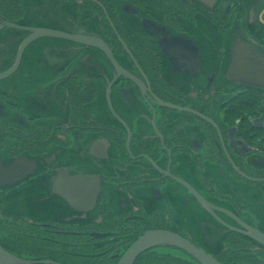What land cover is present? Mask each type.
Wrapping results in <instances>:
<instances>
[{"label": "flooded vegetation", "instance_id": "af4514ba", "mask_svg": "<svg viewBox=\"0 0 264 264\" xmlns=\"http://www.w3.org/2000/svg\"><path fill=\"white\" fill-rule=\"evenodd\" d=\"M0 15L27 26L0 22L4 247L117 264L155 229L264 264L247 233H264V0H0ZM28 26L104 47L44 35L16 64ZM130 264L202 263L157 242Z\"/></svg>", "mask_w": 264, "mask_h": 264}, {"label": "water", "instance_id": "95a60500", "mask_svg": "<svg viewBox=\"0 0 264 264\" xmlns=\"http://www.w3.org/2000/svg\"><path fill=\"white\" fill-rule=\"evenodd\" d=\"M0 22L3 24H12L15 26H22L27 27L24 25H20L18 23L12 22L3 16L0 15ZM31 30L30 34H28L20 43L18 57L16 59V64L19 62L21 53L23 48L37 37H41L44 35H52V36H63L67 38H71L78 41H83L89 44L100 45L104 47V44L97 39H93L86 35L81 34H74L70 32H66L59 29L47 28L43 26H28ZM264 66V60L257 61L254 63V70L256 71L259 67ZM12 68H9L2 73H0V78L8 75ZM262 81H264V75L261 77ZM248 234L253 235L255 238L264 242V233L259 231H247ZM157 242H171L176 243L186 249L189 253H191L196 259H198L202 264H222L217 259H215L212 255L206 253L205 251L197 248L195 245L188 242L186 239L180 237L179 235L165 230H148L137 237L124 251L121 255V259L117 264H130L134 257L142 251L144 248L148 247L149 245ZM0 264H30V261L25 259L22 256L13 253L12 251L8 250L0 243Z\"/></svg>", "mask_w": 264, "mask_h": 264}, {"label": "rangeland", "instance_id": "374dc122", "mask_svg": "<svg viewBox=\"0 0 264 264\" xmlns=\"http://www.w3.org/2000/svg\"><path fill=\"white\" fill-rule=\"evenodd\" d=\"M29 20V19H27ZM32 21H35V22H39L41 20H43L42 18H33V19H30ZM6 28H11L13 30V32L18 35L19 33H22L23 32V28H20V27H16V26H11V25H6L5 26ZM63 52H60V54H62Z\"/></svg>", "mask_w": 264, "mask_h": 264}]
</instances>
